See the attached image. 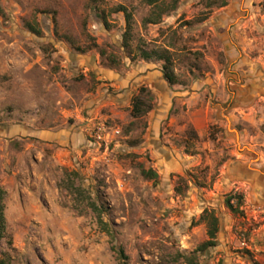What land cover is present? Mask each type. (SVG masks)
Listing matches in <instances>:
<instances>
[{
    "label": "rangeland",
    "instance_id": "374dc122",
    "mask_svg": "<svg viewBox=\"0 0 264 264\" xmlns=\"http://www.w3.org/2000/svg\"><path fill=\"white\" fill-rule=\"evenodd\" d=\"M224 1L158 0L150 23L142 0H0V127L23 129L0 139V264H264V0Z\"/></svg>",
    "mask_w": 264,
    "mask_h": 264
},
{
    "label": "trees",
    "instance_id": "16d2710c",
    "mask_svg": "<svg viewBox=\"0 0 264 264\" xmlns=\"http://www.w3.org/2000/svg\"><path fill=\"white\" fill-rule=\"evenodd\" d=\"M142 1L149 6H152L154 10L158 9V12L156 14L154 13L152 14V16H150V18H148L149 20L148 22L150 23L158 22V20L161 17V14L165 13V11L161 8V5L164 2L159 3L158 0H142ZM208 3H209L208 6L220 7L225 4V1L224 0H208ZM171 7H174L172 3H171ZM97 8L98 7L96 5L92 6L93 10H98ZM113 10L114 12H119V11L122 12L126 24L127 25L129 24L128 21L130 18V13L126 11L125 7L118 5ZM95 12H96L95 14L102 20L103 24L106 25V22L103 17V10H101L98 13L97 11ZM130 39H131V36L129 33V29L128 28L124 29V31L121 34V41H122V46L125 50H127V48H129L130 46L129 45ZM133 56H135V59L136 58H140L143 60L155 59V60L161 61L162 62L161 72H162L163 79L170 85L175 83V78H174V75L171 69L172 64H171V59H170V53L168 52L167 49L158 50V49L139 48L136 51V53L132 55V58ZM107 61L110 64L117 63V61L113 58H107ZM148 109H149L148 105L145 103V101L141 97L139 96L133 97V100L131 102V109H130L131 116L137 117L147 112ZM141 174L146 179H153L157 176L156 173L151 169L141 170ZM3 194H4V191L0 188V237H3V234H4V206H3V201H2ZM233 198L236 199L235 202L232 201ZM241 203H242V195L240 194H235L232 197L231 195H229L224 200V204L226 208H228L232 213H239V214L241 213V209H240ZM201 218L202 220L206 222V225H207V229H206L207 239L200 244L199 246L200 250L215 245V235L218 230V220H217V217L213 214V211L204 210L202 212ZM118 254L120 256H123L121 249H118ZM218 264H222L221 261H218Z\"/></svg>",
    "mask_w": 264,
    "mask_h": 264
},
{
    "label": "crops",
    "instance_id": "0c3cea01",
    "mask_svg": "<svg viewBox=\"0 0 264 264\" xmlns=\"http://www.w3.org/2000/svg\"><path fill=\"white\" fill-rule=\"evenodd\" d=\"M26 129V128H25ZM23 129L21 128H13V127H10V126H4V127H0V139L1 138H9L11 139L12 137L16 136L17 133L21 132ZM26 130H29V129H26ZM29 132V133H28ZM26 134H28L29 136H35L36 138L38 139H46V136L44 135L43 131H34V130H30L28 131ZM31 174L33 175V179H37L39 177H41V174H39L37 171L31 169ZM4 177H0V185H4L5 182L3 180ZM26 179V180H25ZM24 180L26 182H29V177L26 176V178L23 179V182H21V187H20V191L25 194L27 193L28 191H32V190H29L28 186L25 184ZM4 189L6 190L7 193H9V195L13 196L15 195V197H17L18 199V187H13L10 188L8 186L4 187ZM33 192V191H32ZM17 206H22L21 204H16V209H18Z\"/></svg>",
    "mask_w": 264,
    "mask_h": 264
},
{
    "label": "built area",
    "instance_id": "2783aa9c",
    "mask_svg": "<svg viewBox=\"0 0 264 264\" xmlns=\"http://www.w3.org/2000/svg\"><path fill=\"white\" fill-rule=\"evenodd\" d=\"M90 134L97 140H105L108 137V133L105 131L102 123H96L91 129Z\"/></svg>",
    "mask_w": 264,
    "mask_h": 264
}]
</instances>
